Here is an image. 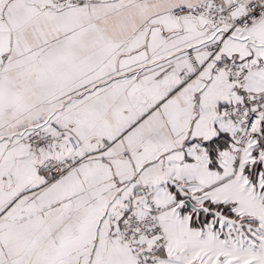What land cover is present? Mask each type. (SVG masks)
<instances>
[{
	"label": "snow or ice",
	"instance_id": "obj_1",
	"mask_svg": "<svg viewBox=\"0 0 264 264\" xmlns=\"http://www.w3.org/2000/svg\"><path fill=\"white\" fill-rule=\"evenodd\" d=\"M0 264H264V0H0Z\"/></svg>",
	"mask_w": 264,
	"mask_h": 264
}]
</instances>
